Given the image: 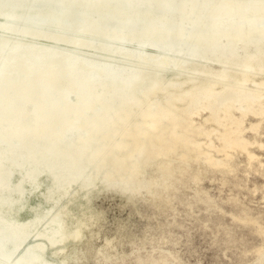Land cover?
Here are the masks:
<instances>
[{
  "label": "bare ground",
  "instance_id": "bare-ground-1",
  "mask_svg": "<svg viewBox=\"0 0 264 264\" xmlns=\"http://www.w3.org/2000/svg\"><path fill=\"white\" fill-rule=\"evenodd\" d=\"M262 34L264 0H0V264H57L70 205L101 186L130 190L134 165L156 152L135 127L176 139L177 114L144 104L158 87L139 89L147 73L246 59L223 46ZM205 86L172 97H188V113L207 101L217 123L225 107L254 109L259 97Z\"/></svg>",
  "mask_w": 264,
  "mask_h": 264
},
{
  "label": "rangeland",
  "instance_id": "rangeland-1",
  "mask_svg": "<svg viewBox=\"0 0 264 264\" xmlns=\"http://www.w3.org/2000/svg\"><path fill=\"white\" fill-rule=\"evenodd\" d=\"M249 39L237 37L222 49L252 54L246 59L222 55L186 61L181 74H146L139 89L151 81L158 87L144 104L177 114L176 139L151 137L149 125L135 127L141 138L153 139L156 152L134 165L130 190L101 186L70 205L73 232L54 251L57 264H264V34L258 42ZM202 84L210 92L228 84L259 97L254 109L225 107L217 123L207 101L188 113L190 99L172 97ZM226 134L232 144L224 147Z\"/></svg>",
  "mask_w": 264,
  "mask_h": 264
}]
</instances>
